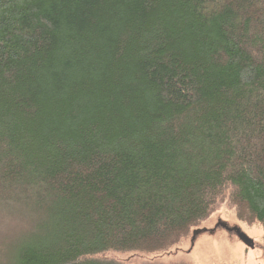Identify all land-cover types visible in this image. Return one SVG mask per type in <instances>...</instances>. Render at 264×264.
<instances>
[{
	"label": "trees",
	"instance_id": "1",
	"mask_svg": "<svg viewBox=\"0 0 264 264\" xmlns=\"http://www.w3.org/2000/svg\"><path fill=\"white\" fill-rule=\"evenodd\" d=\"M224 202L264 239V0H0V264H123Z\"/></svg>",
	"mask_w": 264,
	"mask_h": 264
},
{
	"label": "rangeland",
	"instance_id": "2",
	"mask_svg": "<svg viewBox=\"0 0 264 264\" xmlns=\"http://www.w3.org/2000/svg\"><path fill=\"white\" fill-rule=\"evenodd\" d=\"M225 222L229 226H237L250 236L255 247L249 248L236 235L218 226ZM199 228H214L213 232L199 233L191 245V232L177 244L164 251L155 252H120L105 251L92 257L114 260L123 264H264V239L259 224L248 225L237 218L235 210L226 202L203 221Z\"/></svg>",
	"mask_w": 264,
	"mask_h": 264
},
{
	"label": "water",
	"instance_id": "3",
	"mask_svg": "<svg viewBox=\"0 0 264 264\" xmlns=\"http://www.w3.org/2000/svg\"><path fill=\"white\" fill-rule=\"evenodd\" d=\"M221 225L224 226V228L229 231V232H234V234L236 235V237L242 242L244 243L247 247L249 248H254L255 247V242L254 240L248 236L243 230H241L239 227L237 226H229L227 225L225 222H223ZM215 230L214 228L208 229V228H196L192 231V236H191V245H193L194 240L196 238V236L201 233V232H206V231H213Z\"/></svg>",
	"mask_w": 264,
	"mask_h": 264
},
{
	"label": "flooded vegetation",
	"instance_id": "4",
	"mask_svg": "<svg viewBox=\"0 0 264 264\" xmlns=\"http://www.w3.org/2000/svg\"><path fill=\"white\" fill-rule=\"evenodd\" d=\"M222 223H223V222H219V223H218V226L216 225L215 227H217V228H219V227H224L223 225H221ZM217 228H216V229H217ZM223 229H225V228H223ZM225 230H226V229H225ZM228 232H229V231H228ZM230 233H234V232H230Z\"/></svg>",
	"mask_w": 264,
	"mask_h": 264
}]
</instances>
